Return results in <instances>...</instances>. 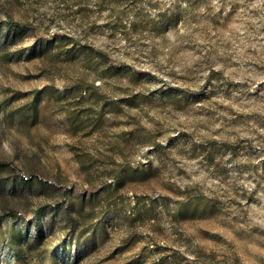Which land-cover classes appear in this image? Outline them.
<instances>
[{
	"label": "rangeland",
	"instance_id": "374dc122",
	"mask_svg": "<svg viewBox=\"0 0 264 264\" xmlns=\"http://www.w3.org/2000/svg\"><path fill=\"white\" fill-rule=\"evenodd\" d=\"M8 20L0 264H264V0H0Z\"/></svg>",
	"mask_w": 264,
	"mask_h": 264
},
{
	"label": "trees",
	"instance_id": "16d2710c",
	"mask_svg": "<svg viewBox=\"0 0 264 264\" xmlns=\"http://www.w3.org/2000/svg\"><path fill=\"white\" fill-rule=\"evenodd\" d=\"M0 24H3L5 25L6 27L10 28V29H14V30H22V29H25L27 28L26 24L22 23V22H19V21H16V20H8V21H5V22H0ZM13 165L11 162H8V161H3V160H0V171H3V170H9V169H13ZM29 182H32L35 180V178H31V179H27ZM10 215H14L12 213H9ZM38 227H40V225H38Z\"/></svg>",
	"mask_w": 264,
	"mask_h": 264
}]
</instances>
